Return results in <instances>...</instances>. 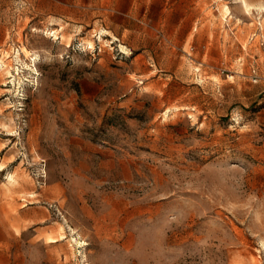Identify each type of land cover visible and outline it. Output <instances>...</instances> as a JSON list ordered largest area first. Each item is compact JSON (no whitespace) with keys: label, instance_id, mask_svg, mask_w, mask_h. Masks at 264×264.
Listing matches in <instances>:
<instances>
[{"label":"rangeland","instance_id":"1","mask_svg":"<svg viewBox=\"0 0 264 264\" xmlns=\"http://www.w3.org/2000/svg\"><path fill=\"white\" fill-rule=\"evenodd\" d=\"M260 22L264 0H0V264H264Z\"/></svg>","mask_w":264,"mask_h":264},{"label":"bare ground","instance_id":"2","mask_svg":"<svg viewBox=\"0 0 264 264\" xmlns=\"http://www.w3.org/2000/svg\"><path fill=\"white\" fill-rule=\"evenodd\" d=\"M246 7H247V9H249V6H246ZM224 11H226L228 13L229 12V7H227L225 5V10ZM11 65H12L11 63L10 64H4L3 62L0 61V76H5V78H7V79L13 77L14 75H13V73L11 71ZM3 81H6V80L4 79ZM10 180H11L12 183H15V179H14L13 176H11Z\"/></svg>","mask_w":264,"mask_h":264},{"label":"built area","instance_id":"3","mask_svg":"<svg viewBox=\"0 0 264 264\" xmlns=\"http://www.w3.org/2000/svg\"><path fill=\"white\" fill-rule=\"evenodd\" d=\"M259 33H254L253 36H252V39H254L255 36H259L260 37V45L264 47V35L262 34V25H261V22L259 23ZM252 73H253V82L257 83L260 79L259 75H258V72H257V69L254 68L252 70Z\"/></svg>","mask_w":264,"mask_h":264}]
</instances>
